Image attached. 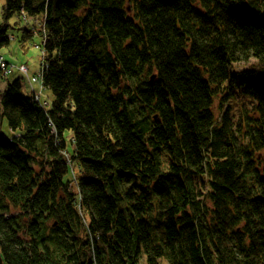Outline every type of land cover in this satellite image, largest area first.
I'll return each mask as SVG.
<instances>
[{
  "label": "trees",
  "instance_id": "1",
  "mask_svg": "<svg viewBox=\"0 0 264 264\" xmlns=\"http://www.w3.org/2000/svg\"><path fill=\"white\" fill-rule=\"evenodd\" d=\"M21 10L52 100L0 94L4 264H264V0H5L2 19Z\"/></svg>",
  "mask_w": 264,
  "mask_h": 264
},
{
  "label": "rangeland",
  "instance_id": "2",
  "mask_svg": "<svg viewBox=\"0 0 264 264\" xmlns=\"http://www.w3.org/2000/svg\"><path fill=\"white\" fill-rule=\"evenodd\" d=\"M4 5L5 0H0V23L3 24L6 22L7 26L9 27V30L7 31V34L9 35L8 46L0 49V94H2L8 82H12L16 79L20 80L21 85L23 86V88H25V85L27 84L26 67L28 68V75L32 76L34 73L37 74L39 68L43 70V67L46 63V55L43 51L44 41L42 37L37 34L39 32V28L38 32L37 29L32 28L33 25L34 27H40V25L42 26V20L34 23V20H32L30 17H27L28 15L21 10V12L18 13L17 16L10 18V20L8 21H4L2 19V9ZM24 29H33V32H35V35L33 36L29 44L27 42H19L21 31ZM27 87L28 89L25 91H27L29 94H33V88L36 86ZM45 96H47L46 98L49 97V99H45L40 96L37 102V104L43 109H45L46 107L48 108L49 103H51L50 94L45 93ZM53 131L54 130L52 128V133ZM65 140L67 151L69 155L72 156L73 149L71 134H65ZM55 141V144L59 146V141L56 139ZM62 155H65L64 151L62 152ZM68 158L69 161H67V163L73 162L70 157ZM70 170L71 172L69 177L73 182L76 175L78 174L77 164L71 163ZM138 264H145L144 257L141 258Z\"/></svg>",
  "mask_w": 264,
  "mask_h": 264
},
{
  "label": "bare ground",
  "instance_id": "3",
  "mask_svg": "<svg viewBox=\"0 0 264 264\" xmlns=\"http://www.w3.org/2000/svg\"><path fill=\"white\" fill-rule=\"evenodd\" d=\"M42 73L43 71L39 68L37 74L34 73L32 76L28 75L27 84L25 85L26 89H28L27 86H36L33 88V94H29L31 99L36 103L38 102L40 96H42L45 99H49V97L46 98L47 96H45V93L49 94V92L45 90L42 86V79H41ZM50 99L52 100L51 95H50ZM64 156L68 157V153H65ZM68 163L69 165L71 164V162Z\"/></svg>",
  "mask_w": 264,
  "mask_h": 264
},
{
  "label": "water",
  "instance_id": "4",
  "mask_svg": "<svg viewBox=\"0 0 264 264\" xmlns=\"http://www.w3.org/2000/svg\"><path fill=\"white\" fill-rule=\"evenodd\" d=\"M0 264H4L1 255H0Z\"/></svg>",
  "mask_w": 264,
  "mask_h": 264
}]
</instances>
